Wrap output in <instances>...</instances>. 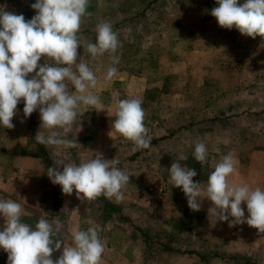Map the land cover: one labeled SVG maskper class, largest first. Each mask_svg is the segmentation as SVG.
Instances as JSON below:
<instances>
[{
	"label": "rangeland",
	"instance_id": "374dc122",
	"mask_svg": "<svg viewBox=\"0 0 264 264\" xmlns=\"http://www.w3.org/2000/svg\"><path fill=\"white\" fill-rule=\"evenodd\" d=\"M3 5L26 20L36 14L33 10L28 17L30 0H0ZM216 6V0H89L91 15L84 18L78 35L82 42L94 43L96 25L111 23L122 45L118 72L106 82L110 57L93 59L84 54L83 46L78 47L77 62L85 56L98 78L90 91L100 97L101 110L81 105L70 130L61 132L73 138L76 147H50L61 170L65 164L86 162L98 154L119 161L117 167L130 176L121 203L103 195L78 201L73 192L65 195V210L91 217L83 226L96 227L121 249L131 240L134 248L145 245L159 264H264L260 257L222 256L204 244L202 224L209 220L211 201L205 198L200 211L190 210L167 171L179 162L194 169L193 181L206 187L216 164L231 152L237 160L231 183L247 184L264 176V38L243 36L235 27L221 28L210 14ZM44 62V57L38 61ZM131 98L143 101L151 142L157 140L148 149L134 151L133 143L112 127L119 102ZM111 105L114 111L105 115V107ZM38 119L37 124L40 115ZM12 123V129L0 126L2 146L24 128L25 118L16 115ZM197 141L208 150L203 165L193 156ZM20 153V149L0 152V158L10 160ZM181 154L187 159L179 160ZM1 221L2 217L0 226ZM210 226L215 239L216 224ZM7 258L0 253V264H7Z\"/></svg>",
	"mask_w": 264,
	"mask_h": 264
},
{
	"label": "clouds",
	"instance_id": "9594fccd",
	"mask_svg": "<svg viewBox=\"0 0 264 264\" xmlns=\"http://www.w3.org/2000/svg\"><path fill=\"white\" fill-rule=\"evenodd\" d=\"M216 4L210 14L221 28L235 27L243 36L264 38V0H244L242 4L239 0H216ZM88 6L89 0H35L30 7L36 14L30 20L6 11V5L0 6V126L14 128L12 119L23 100L24 118L38 110L40 128L47 133L39 131L37 143L56 149L76 147V141L63 138L59 130H70L81 105L101 110L100 97L90 91L97 87L98 78L85 56L77 62L78 47L83 46L84 54L93 59L105 54L110 57L106 82L118 72L117 53L122 47L108 22L96 25L94 43L82 42L78 34L84 18L91 15ZM42 57L45 62L39 64ZM142 103L140 98L121 100L112 124L116 133L133 143L134 151L151 145ZM193 156L201 165L207 162L205 143H195ZM178 159L187 157L181 154ZM118 164L117 159L106 160L98 154L86 162L65 164L62 171L48 168L47 175L65 195L75 192L81 201H94L103 195L119 204L125 198L122 189L130 176ZM236 164L233 153L223 156L208 176L206 187L193 181L197 175L194 169L179 162H173L167 171L173 186L187 198L190 210L200 211L205 198L211 201L208 218L213 225L227 222L231 228L247 224L264 233V189L231 183ZM242 203L246 204L247 216ZM23 215L21 203L0 200V217L5 220L0 230V249L8 254L7 264H102L105 246L96 227L74 231L72 245L65 246L62 239H57L63 228L61 221L41 217L32 228L22 221ZM62 244L61 255L53 260V252Z\"/></svg>",
	"mask_w": 264,
	"mask_h": 264
},
{
	"label": "crops",
	"instance_id": "0c3cea01",
	"mask_svg": "<svg viewBox=\"0 0 264 264\" xmlns=\"http://www.w3.org/2000/svg\"><path fill=\"white\" fill-rule=\"evenodd\" d=\"M110 110L114 111L113 105L110 108L105 107V111L107 112L105 115H110ZM36 113L39 116L38 110ZM17 115L24 117L23 110L17 108ZM29 124L30 117L25 119V123H23L24 128L23 126L20 127L18 134L9 136L11 142L8 145L3 144L2 146L0 143V148L3 147L0 152L15 151L17 149H20L21 152L18 156L12 157L10 160H2L0 158V200L10 199L21 203L24 209L22 221L32 228H35V224L41 217L46 218L50 222L54 220L61 221L63 228L57 239H62L65 246H71L73 232L77 230L86 231L89 227L85 228L83 226L84 221L91 219V217L87 218L81 215L79 210L73 209V213L70 214L66 212V196L62 193L61 186L53 184L49 179L47 169L40 157H38L35 143L32 142L30 137ZM40 125L41 123L36 125V134L41 131L42 134L46 135L47 133L44 129L40 128ZM62 131L64 130L60 132ZM61 134L63 138L73 140L66 133ZM65 135L66 137H64ZM45 148L58 170L62 171L59 163L55 161L54 155L51 154L50 147L45 146ZM234 184L243 185L240 182H235ZM247 184L253 189L256 187L264 189V176H256L254 180L251 178ZM59 194L61 195L60 204L58 203L59 208L56 209L55 205L57 204L56 201L58 200ZM241 207L244 208L245 216H247L246 204L242 203ZM1 222L3 225L0 226V230L5 227L3 217ZM202 233L205 239L204 244H208L216 249L219 255H233L235 257L245 258L246 260H253V257H260L263 261L259 260V262L264 263V233L259 232L247 224L230 228L227 222H217L216 237L214 239L211 237L214 230L210 226V221L206 219L202 224ZM99 236L105 246L102 264H159L155 261L153 253L147 250L148 247L145 245L142 246L141 243L134 248L131 246L133 243L131 240L124 249H121L105 240L102 234L99 233ZM63 246L62 244L60 250L53 252V260L59 258ZM0 253L6 252L0 249Z\"/></svg>",
	"mask_w": 264,
	"mask_h": 264
},
{
	"label": "trees",
	"instance_id": "16d2710c",
	"mask_svg": "<svg viewBox=\"0 0 264 264\" xmlns=\"http://www.w3.org/2000/svg\"><path fill=\"white\" fill-rule=\"evenodd\" d=\"M32 3H35V0H30V5ZM33 13V9L29 6L28 8V17L29 15H31ZM29 19V18H28ZM23 107H24V103H23V100H21V102L17 105V108L18 109H22L23 110ZM39 121L38 119V116H37V113L36 111L33 112L30 116V124L28 126L29 130H30V137L32 139V142L35 143V149H36V153L38 155V157H40L42 163L44 164V166L46 167V169L48 168H51V167H56V165L54 164L53 160L51 159L50 157V154L48 153V151L46 150L45 146L43 144H39L37 143L36 141V124L37 122ZM157 140H153L151 142V144H155ZM60 197L61 195L59 194L58 195V200L56 201V205H55V208L58 209L59 208V205L58 203L60 204ZM110 210H112V207L110 206Z\"/></svg>",
	"mask_w": 264,
	"mask_h": 264
}]
</instances>
